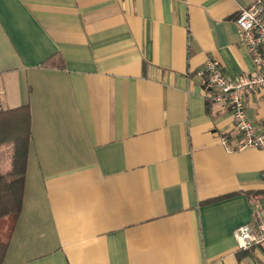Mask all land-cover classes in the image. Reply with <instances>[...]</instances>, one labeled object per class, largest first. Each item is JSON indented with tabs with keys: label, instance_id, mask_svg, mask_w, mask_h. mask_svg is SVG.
Wrapping results in <instances>:
<instances>
[{
	"label": "crops",
	"instance_id": "0c3cea01",
	"mask_svg": "<svg viewBox=\"0 0 264 264\" xmlns=\"http://www.w3.org/2000/svg\"><path fill=\"white\" fill-rule=\"evenodd\" d=\"M256 0H0V109L29 104L22 208L0 264H259L234 230L264 213V149L208 99V56L255 71ZM264 132V89L247 95ZM13 146H0V170Z\"/></svg>",
	"mask_w": 264,
	"mask_h": 264
},
{
	"label": "built area",
	"instance_id": "2783aa9c",
	"mask_svg": "<svg viewBox=\"0 0 264 264\" xmlns=\"http://www.w3.org/2000/svg\"><path fill=\"white\" fill-rule=\"evenodd\" d=\"M241 42L246 46L254 62L255 71L235 78L227 76L220 61L210 55L205 62L203 84L212 102L225 104L233 117L241 137L235 145L223 137L229 151L245 148L264 149V132H260L249 117L247 95L264 89V0H256L242 7L236 17ZM234 237L240 249H250L264 242V213L259 214L256 226L243 223L235 228ZM264 264V261L259 263Z\"/></svg>",
	"mask_w": 264,
	"mask_h": 264
},
{
	"label": "trees",
	"instance_id": "16d2710c",
	"mask_svg": "<svg viewBox=\"0 0 264 264\" xmlns=\"http://www.w3.org/2000/svg\"><path fill=\"white\" fill-rule=\"evenodd\" d=\"M32 137V115L29 104L0 109V146L12 144L11 167L0 170V254L22 208L28 152Z\"/></svg>",
	"mask_w": 264,
	"mask_h": 264
},
{
	"label": "rangeland",
	"instance_id": "374dc122",
	"mask_svg": "<svg viewBox=\"0 0 264 264\" xmlns=\"http://www.w3.org/2000/svg\"><path fill=\"white\" fill-rule=\"evenodd\" d=\"M0 164H1V166L3 165V161L1 160V158H0Z\"/></svg>",
	"mask_w": 264,
	"mask_h": 264
}]
</instances>
